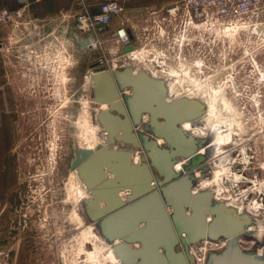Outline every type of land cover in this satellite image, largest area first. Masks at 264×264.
Listing matches in <instances>:
<instances>
[{
  "label": "rangeland",
  "instance_id": "374dc122",
  "mask_svg": "<svg viewBox=\"0 0 264 264\" xmlns=\"http://www.w3.org/2000/svg\"><path fill=\"white\" fill-rule=\"evenodd\" d=\"M147 16L143 14L135 21L138 37L135 48L140 49L142 57L132 60L114 56L115 44L106 39L110 42L104 45L110 50L108 57L116 60L117 67L132 62L146 66L153 73L157 67L162 71L161 65L154 61L165 58V68L180 69L183 63L195 77L199 76L196 81L209 77L211 86H223L238 111L236 118L240 126L232 129L227 144L211 143L207 173L218 163L220 152L231 156L248 144V155L241 152L239 157L244 160L237 163L249 177L258 173L262 180L243 183V188L252 189L255 200H264V33L244 28L238 34L222 36L218 45L212 46L209 41L211 48L172 51L162 47L163 34L158 32L156 23L147 21ZM74 25L46 28L40 33H33L32 26L28 25L22 36L34 35L31 43L40 41L45 44L44 48L30 52L32 46H22L21 52L18 48L12 53L13 69L19 74L20 96L13 131V197L5 213L6 240L2 247L6 248L12 264H98V260L114 264L108 258L104 238L91 241L83 220L77 215V210L81 213V199L71 163L78 150L93 139L86 120L89 118L86 74L102 51L99 47L80 48L68 38L64 31H73ZM150 25L155 27L151 31L154 35L147 39L145 29ZM151 44L155 48L149 49ZM124 91L129 93L130 89ZM201 123L208 125V116L203 115ZM217 125L223 130L221 124ZM117 145L116 148L121 146ZM141 153L136 149L133 156ZM83 244L89 252H94L91 257L95 258H86ZM195 256L194 264H204L206 254L200 252Z\"/></svg>",
  "mask_w": 264,
  "mask_h": 264
},
{
  "label": "water",
  "instance_id": "95a60500",
  "mask_svg": "<svg viewBox=\"0 0 264 264\" xmlns=\"http://www.w3.org/2000/svg\"><path fill=\"white\" fill-rule=\"evenodd\" d=\"M71 37L73 42L81 47L89 45V37L79 40ZM133 49L134 45L131 44L122 51ZM95 66V62L91 64L92 71L86 74L89 78L88 96L96 103H106L108 106L95 112V119L105 132L104 135L103 132L101 134L104 137L102 143L95 149L80 148L71 163L77 177L84 184V189L89 190V197L81 200V211L90 221L96 222L104 239H120L118 243H112L111 248L117 259L121 260V264H187L182 250H175L177 237L181 239L188 258L192 260L188 253V243L194 240L193 234L197 230L190 229V226L185 227L182 223L197 222L198 229L199 221L193 219L196 214L202 213L205 207H208L213 215L212 221L221 222L223 214L229 215L224 208L226 202L219 200L213 203L210 194L204 192H188L186 195L182 194L181 201H176L174 191L180 187L183 189L184 179L178 178L179 173L171 167V163L166 165L167 156L169 157L172 151L159 148L155 142H145L142 145L147 151L151 165L159 173V176L155 175L156 184L151 183V171L149 172L144 158L140 165H131L130 150L112 147L115 140L129 141L128 136L132 133L128 116L134 118L136 107L143 106L139 101L143 96L142 91L147 88L152 92L151 84L154 80L143 69H135L129 63L124 64L125 68L111 70ZM116 83L120 88L126 85L132 87L131 96L123 94V103L118 100ZM160 105L165 106L169 113L191 114L192 117L201 115L205 110L202 100L183 95L172 97L170 101H162ZM112 109L123 114V117L111 112ZM132 137L134 138V135ZM164 138L171 140L167 136ZM175 140V144L179 146L186 142L177 138ZM133 142L138 144L135 139ZM109 173L111 175H108ZM125 189L130 191L122 197L120 192ZM157 189L162 190L160 192ZM185 206L190 207L192 217L184 213ZM166 207H171V211L167 212ZM153 223L156 224L155 227L159 225L160 230L164 225L165 233L160 231L157 236L156 232V237H153ZM131 242H140V247H131ZM205 264H264V260L256 259L232 247L213 254Z\"/></svg>",
  "mask_w": 264,
  "mask_h": 264
},
{
  "label": "flooded vegetation",
  "instance_id": "af4514ba",
  "mask_svg": "<svg viewBox=\"0 0 264 264\" xmlns=\"http://www.w3.org/2000/svg\"><path fill=\"white\" fill-rule=\"evenodd\" d=\"M151 21V20H150ZM149 22V20H148ZM155 27L150 25V28L145 29L147 31L146 38L148 36L154 35V32H151ZM189 36V34L182 29V26H175L173 29L165 31L162 36V47L171 49H178L180 52L182 49H198L205 48L206 46L211 48L215 44L218 45L219 42H212V46H208L209 42H190L189 40L180 41V39ZM154 47L153 44L149 45L148 48ZM155 48V47H154ZM164 54V53H163ZM152 59V57H151ZM154 60V59H153ZM152 62V61H151ZM166 59H160L154 61L155 64H160L163 71L166 67ZM130 64V63H129ZM154 65V64H153ZM124 66V64H123ZM120 64L118 67H123ZM134 66V65H133ZM117 67V68H118ZM135 67V66H134ZM125 68V67H123ZM135 69H138L135 67ZM133 69V71L135 70ZM153 78L154 82L152 85V96L147 97L146 99L142 96L139 100L143 106H137L135 111V117L128 116L129 122L131 125V135L128 136L129 141H120L115 140V144H121V146H129L123 150H130V163L131 165H140L142 158H145L147 166H149L150 171H154V174L159 176L158 171L151 165L150 159L146 154V150L143 147L145 142H155V144L161 149H168L170 156H167L166 165L174 169L176 163H181V166L178 170L174 169L179 173L178 178L182 177L184 179L183 189H180L185 195L189 192L190 194L195 193H208L211 196V201L216 203L219 200L212 198L211 189H201L198 188V180L196 172L199 170L201 176L208 174L209 165L207 164L209 152L212 151L210 147L212 141H210L211 133L207 131V125H202L201 118L204 115V112L201 115L192 117L189 115L174 114L169 113L165 106L160 105L162 101L171 100L167 97H179L180 95L168 94V82L163 77H156L148 74ZM120 100L124 102L123 94L132 95V87L126 85L125 87L120 88L117 83L115 84ZM124 89H130V92L127 93ZM97 106L100 103H95ZM127 110V109H126ZM111 112L118 113L121 117L123 114L119 113L117 110L112 109ZM144 116V117H143ZM189 123L192 128H198L204 131L205 134L200 136L193 134L192 129H186L183 124ZM134 135V138L132 137ZM146 137V139L141 137ZM167 136L171 140H167L164 136ZM185 140L186 142L180 146L175 144V139ZM133 139L137 141L138 144L133 142ZM159 139L162 141L159 142ZM162 143V144H161ZM114 144V145H115ZM189 145V146H188ZM118 146V145H117ZM188 148V149H187ZM116 149H121L116 148ZM138 149L142 151L141 155L144 154V157H141L139 161H134L133 155L135 150ZM202 151V152H201ZM186 157V158H185ZM161 178V177H160ZM159 188V186L157 185ZM196 187V188H195ZM194 188V189H193ZM161 192L162 189H157ZM178 190V189H177ZM126 193H129V189H125ZM195 191V192H194ZM193 192V193H192ZM264 194V189L262 191ZM226 202V201H223ZM224 208L227 210L229 215L232 217L231 226L226 225L223 227L216 220L212 221L213 215L209 212V208L205 207L204 211L200 210L202 213H198L197 219L199 221V226L195 234H193V241L188 243V253L192 257V260L188 258L183 246L182 241L177 237L176 247L178 250H182L186 263L194 264V254L203 252V255L206 254L205 261L209 260L213 254L221 253L229 248H236L245 252L246 254L256 258L264 260V216L255 217L251 215L242 207H236L228 202L224 204ZM214 207V206H212ZM244 207V206H243ZM167 208V207H166ZM168 210V209H167ZM191 217L193 212H191L190 207L185 206L184 213L187 215V211ZM171 211V209H170ZM209 219L207 220V217ZM205 220V226H204ZM182 236L185 237V234L182 233ZM191 238V237H190ZM203 239V240H202ZM205 240V241H204ZM207 240V241H206ZM252 241V242H251ZM242 242V243H241ZM133 242H131L132 244ZM245 245V246H244ZM196 246V250L194 248ZM193 250V251H192ZM3 251L6 252V248H3ZM8 254V253H7ZM9 256V255H8ZM203 256V257H204ZM10 261V260H9ZM204 261V264H205ZM11 263V262H10ZM12 264V263H11Z\"/></svg>",
  "mask_w": 264,
  "mask_h": 264
},
{
  "label": "bare ground",
  "instance_id": "6f19581e",
  "mask_svg": "<svg viewBox=\"0 0 264 264\" xmlns=\"http://www.w3.org/2000/svg\"><path fill=\"white\" fill-rule=\"evenodd\" d=\"M142 55L143 54L140 53V49L136 48L129 54V58L131 57L132 60L140 59ZM131 63L132 62H130V64ZM132 65H134L136 68L143 69L145 72H147V74L150 73V75L152 76L163 77L165 79H169L168 80V88H169L168 94L175 93V95H180V96L183 95V96H186L192 99L194 98V99L202 100L205 103L204 115L208 116L209 124L206 127L208 130L207 132L212 134V138L210 140L212 141V145H217L220 143L227 144L228 142L227 140H229L230 135L232 136V129L234 127L236 128L237 126L238 127L240 126V122L238 118H236L237 115H239L238 111L234 107V104L231 102V100H229V96L227 97L225 93V88H223V86H220L217 88H215V86H211L210 84L212 80L209 77L205 78L204 80L196 81L197 80L196 78L199 76L195 77L192 74L191 69L188 66H185V64L183 63L181 64L180 69H174L175 67L170 66L169 68H164L165 69L164 71L162 69V71L160 72L161 68L159 69L157 67V71L154 73L149 72V69H147L146 66L141 67V66H136L135 64H132ZM95 67H100V66L96 65ZM89 71H92V68H90ZM133 73H135V71H133ZM88 81H89V78L87 75L86 76L87 84H88ZM86 89H88L89 91L88 87ZM142 92H143V97L145 99L148 96H152L151 91L147 88L144 89ZM171 98L172 97H167V99H171ZM86 103H87L86 112L89 115V118H86V120L88 119L89 121L88 126L90 127V131H91V135L93 139L84 148L95 149L97 145H99L103 141L102 139L104 137H102L101 135L102 132H103V135L105 134L102 126L95 119V112L97 109H104L108 105L106 103H101L99 106H97L95 104L96 102L92 100L90 97L89 99L88 98L86 99ZM217 124H221V127H223L222 128L223 130H219V126ZM183 125L186 129H192L193 134L195 135L200 136L202 134H205L204 131H202L201 129L192 128L190 124L187 122ZM211 128H212V131H210ZM161 141L162 140L159 139V142ZM116 145L117 144L112 145V147L116 148ZM245 146L249 147L248 144ZM120 147L121 149H126V148H122V146ZM246 148L245 147L238 148L236 151H234L233 154H231V156H228V155L223 156V154L220 152L219 154L220 158L218 159V163L216 162L214 167L212 165V170L209 171L208 174H205L203 176H201V173L196 174V176L198 175L197 180L199 181L197 187L201 189H211L213 199L226 201L229 204L236 206V207H242L246 211H248L251 215H254L255 217H260V216H264V200L262 201L255 200L254 197L251 196V194L253 193V190L243 188V183L246 184L247 182L248 183L252 182L254 179L256 181L262 180V178L260 177L258 173L255 175L253 174L251 177H249L246 174V170H243L241 168L242 166H240V164L238 165L237 163V162L240 163L242 160H244L239 157L241 152L244 153V155L246 154L248 155V153L246 152ZM135 156L133 157L136 160L141 159V157H144V155L139 156V154H136ZM180 167H182L181 163H176L174 165V169L176 170H178ZM148 169L150 172L149 166H148ZM150 174L152 175L151 183L156 184L154 172L151 171ZM72 175H73L74 180L77 182V186L79 189L78 193H79L80 199L82 200L86 197H89V190L84 189V184L79 179V177H77L75 171L73 172ZM108 175H111V173H109ZM180 189L174 191L175 193L174 197L176 201L178 202L182 200L183 198L182 194H184ZM120 193L123 197L126 191H122ZM102 204L103 202L101 203V205ZM167 209L168 210L166 211L168 212L170 211L171 207H167ZM186 213L188 215L189 210ZM77 215L81 220H83L84 225L86 226V230H85L86 234L91 236L90 237L91 241L97 242V241L103 240L100 234L98 225H96L95 221H90L82 211L80 213L77 210ZM197 215L198 214H196L193 220L197 219ZM208 219H209V216L207 217V220ZM221 219L222 221L219 222L220 225H222L223 227H225L226 225L231 226L230 224L232 222V217L230 215L223 214ZM182 224L185 227L190 226V229L192 228V230L194 231L197 230V225H196L197 222H191V223L183 222ZM152 225H153V228L151 232H152L153 237H156V232H157V236L158 234H160V231L162 234L165 233L164 231H166V228L164 227V225L161 226V230L158 224H157L158 225L157 227H155L156 224L154 225V223ZM119 240L120 239L108 241L107 239H104L105 243H103L107 248L108 258L112 262H114V264H121V260L117 259V257L114 255L112 248H111L112 243H118ZM94 245L96 248L98 247L97 244H94ZM83 246H84L83 252L85 253L86 258L88 257L90 258L94 252L93 251L89 252V250L85 249L87 246H85L84 244ZM131 247H140V242H133L131 244ZM175 250H178L176 246H175ZM95 257L96 256L91 257L90 260ZM194 257L196 258L195 254H194ZM194 260H197V258ZM98 264H104V263L101 260H98Z\"/></svg>",
  "mask_w": 264,
  "mask_h": 264
},
{
  "label": "built area",
  "instance_id": "2783aa9c",
  "mask_svg": "<svg viewBox=\"0 0 264 264\" xmlns=\"http://www.w3.org/2000/svg\"><path fill=\"white\" fill-rule=\"evenodd\" d=\"M18 3V6L13 8L0 7V26L10 25L23 33L26 26H32V21L25 16L27 0H18ZM123 10V5L117 0H105L98 5L96 11L84 8L72 15L80 39L89 37V45L86 47H99L102 51L95 60L96 65L108 69L117 67L116 60L108 57L110 50L107 51L108 49L104 46L105 43L101 38L103 36L100 33H109L110 36L105 37L115 44L114 56L128 58L129 54L136 49L133 42V38L137 37L136 26L128 27L121 22L113 30L107 28L116 17L123 13ZM146 15H148L147 21L156 23L158 32L161 34L181 25L189 36L180 41L187 39L190 42L199 43L216 40L218 42L219 38L223 40L222 36L238 34V31L244 28H251V31L258 34L264 33L263 0H177L161 8H150ZM156 17L161 19L157 21ZM259 18L263 20L258 21ZM99 24L101 26H98ZM39 42L23 44L19 50L22 51V46H32L33 50L30 52H36L45 46L44 43ZM131 44L134 45L133 50L122 51L124 47ZM1 48H3L2 42H0ZM5 49L8 50V48ZM0 264H11L8 254L3 250H0Z\"/></svg>",
  "mask_w": 264,
  "mask_h": 264
},
{
  "label": "crops",
  "instance_id": "0c3cea01",
  "mask_svg": "<svg viewBox=\"0 0 264 264\" xmlns=\"http://www.w3.org/2000/svg\"><path fill=\"white\" fill-rule=\"evenodd\" d=\"M105 0H27L26 18L32 21L31 30L33 33L44 32L48 28L57 26L74 25L73 14L88 9L96 11L98 5ZM123 5L124 10L121 15L107 26L109 30L115 29L121 22L128 27L136 26V20L141 15L147 13L150 8H161L177 0H117ZM264 2V0H263ZM18 0H0V7L13 8L18 6ZM66 24V25H65ZM47 28V29H46ZM32 31L29 34H32ZM67 37L72 40L74 36L79 40V34L74 30L64 31ZM63 32V33H64ZM70 33V34H68ZM103 34V33H100ZM104 36V35H101ZM34 35L24 38L17 28L10 25L0 26V42L3 48L0 49V250L5 245L6 235L4 228V218L13 195V142H14V123L16 120V107L19 88V74L14 71L12 53L17 51L22 44H31ZM105 44H109L106 37H101ZM138 37L133 38V42ZM82 39V38H81ZM73 41V40H72ZM77 45V44H76ZM79 46V45H78ZM80 48H85L81 47ZM5 48H8L6 51Z\"/></svg>",
  "mask_w": 264,
  "mask_h": 264
}]
</instances>
